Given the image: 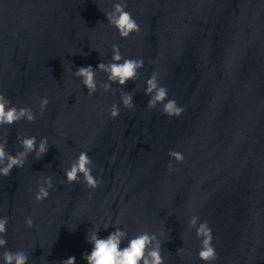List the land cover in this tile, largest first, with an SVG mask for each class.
Instances as JSON below:
<instances>
[{"label": "water", "instance_id": "obj_1", "mask_svg": "<svg viewBox=\"0 0 264 264\" xmlns=\"http://www.w3.org/2000/svg\"><path fill=\"white\" fill-rule=\"evenodd\" d=\"M116 2L0 0V92L37 115L0 127V137L12 154L22 150L21 134L50 145L40 161L33 154L23 168L0 175V216L9 217L0 257L23 250L29 264L70 256L87 264L88 231L101 229L105 238L118 227L129 239L164 232L165 264H205L189 227L197 215L213 229L218 259L211 264H264V0H127L141 27L127 39L104 13ZM113 44L125 58L144 59L123 89L133 94L134 110L123 107L118 85L115 94L101 88L89 97L73 74L109 62ZM154 71L168 98L185 107L180 117L147 107ZM96 79L98 87L107 82L103 72ZM40 97L49 101L43 117ZM113 103L121 108L115 120ZM85 150L101 181L94 192L83 177L68 184L65 176ZM172 150L184 154L183 163L169 157ZM47 176L54 187L39 203L35 194Z\"/></svg>", "mask_w": 264, "mask_h": 264}, {"label": "clouds", "instance_id": "obj_2", "mask_svg": "<svg viewBox=\"0 0 264 264\" xmlns=\"http://www.w3.org/2000/svg\"><path fill=\"white\" fill-rule=\"evenodd\" d=\"M127 0H118L112 6V10L104 12L108 23L113 26L122 39L130 38L135 33L141 32L139 23L134 19L131 12L127 11ZM112 55L109 62H100L96 68L91 65L80 66L74 71V76L78 78L83 86L87 89L89 97H94L102 88L104 93L113 92V85H118L120 91V101L123 107L134 110V96L131 92L123 91L129 81L135 82L139 76L140 70L144 68L143 58H125L117 44L112 45ZM103 72L107 76V82L101 83L98 87L96 79L97 73ZM146 93L150 96L147 107L155 109L162 105V113L168 117H180L185 107L180 106L175 99L168 98V88L160 84L159 73L154 71L147 80ZM49 101L47 97L39 98V112L43 117L47 110ZM110 118L115 120L121 115V108L118 104L113 103L108 110ZM37 115L31 107H20L13 104V101L0 92V127L4 125L11 126L20 120L35 122ZM59 123V121L57 122ZM18 139L22 145V150L12 154L7 150V136L0 137V175L8 177L14 168H23L28 158L34 154L35 160L40 161L49 151L48 138L40 139L37 143L36 136L19 135ZM177 163L184 162V154L172 150L168 153ZM93 159L89 156L88 151H81L78 158L71 161L70 167L65 169V176L68 184L83 183L93 192L99 188L101 181L93 175ZM168 171L174 172V166L169 163ZM54 187L53 177H41L39 190L35 194V200L43 203L50 196V189ZM92 198L91 195L89 197ZM9 217L0 216V249H7ZM27 228H32L34 220L32 217L25 219ZM110 225L104 229H108ZM189 227L196 230V237L200 240L199 258L205 264L218 259V253L213 245V229L208 221L201 222L200 217L192 215L189 220ZM111 232L107 237L101 238L99 232L101 229L88 231L86 241L92 245L91 252H85L83 259L87 264H165L162 256V244L160 237L164 235L161 232L159 236L154 232L141 231L129 239L128 233L120 228ZM127 242L126 247H121L123 242ZM184 249H178L183 252ZM3 264H29V256L23 251L13 252L5 250L2 252ZM60 264H77L76 257L70 256L64 259Z\"/></svg>", "mask_w": 264, "mask_h": 264}]
</instances>
